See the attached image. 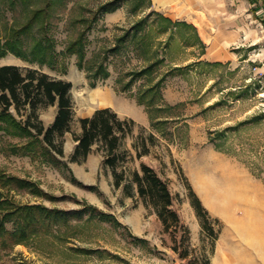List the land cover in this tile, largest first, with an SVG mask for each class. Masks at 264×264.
Masks as SVG:
<instances>
[{"label": "rangeland", "instance_id": "obj_1", "mask_svg": "<svg viewBox=\"0 0 264 264\" xmlns=\"http://www.w3.org/2000/svg\"><path fill=\"white\" fill-rule=\"evenodd\" d=\"M114 1L120 5L115 12L102 13L97 21L93 20L94 12ZM206 1L213 9L210 12L226 7L225 11L238 17L241 37L229 46L230 52H235L238 58L235 62L220 64L199 59L205 46L199 41L198 33L187 27L178 29L166 47L168 33H161L158 22H153L154 17L150 18L152 49L156 51L155 56L165 59L156 69L151 85L163 77V102L177 105L169 111L171 115L161 114L170 124L156 128L145 106L138 104L135 98L145 80H139L126 92L120 91L119 80L125 73L149 64L143 58L151 56V46L143 43L135 48L136 44L130 45L122 53L110 55L107 63L111 75L95 88L90 85L88 72L78 67L76 56L64 61L63 51L85 26H90L87 57L91 58L113 47L136 20L152 11L175 19L173 9L183 8L181 3L173 1L172 5H163L162 0H0V38L4 41L13 27L25 25L34 11L41 9L42 17L44 13L48 15L47 34L55 40L54 50L59 59L58 64L51 67L8 54L0 59V65L34 68L53 78L71 81L75 110L72 130L63 138L65 155L62 160L68 167L58 168L28 156L15 155L10 144L17 139H0V172L29 179L57 198L50 200L27 190H12L8 197L19 205L41 204L67 211L82 208L78 201L85 200L112 213L127 226L116 228L107 222L77 224L78 221L72 219L60 229H41L38 235L21 244L13 245L9 239L7 245H2L0 241V264H190L196 260L202 264L203 255L209 256L210 264H264V117L257 118L264 111V72H258L259 62H254L264 53V14L257 0ZM36 22L34 36H29L27 46L38 37L41 23ZM226 28L232 30L230 26ZM187 65L184 70L171 71L173 67ZM95 89L110 93L114 101L112 108L122 118L136 122L135 136L127 138L124 145L134 155L137 152L132 144L137 142V137L154 133L155 142L150 145L149 153L135 157L126 166L135 169L145 163L168 183L172 207L190 231L189 258H181L172 249V232L165 230L151 207L138 196L127 195L123 187L114 186L112 170L103 165V159L97 173L91 172L88 158L71 161L76 148L72 137L80 133V118L92 108L101 106L89 99ZM56 107L40 109L39 117L46 126L50 125ZM12 111L17 115L15 110ZM83 166H87L86 171ZM69 169L77 180H72ZM89 186L97 189L92 190ZM191 189L209 215L219 220L215 225L217 237L203 230L201 218L192 203ZM141 204L146 209L143 213ZM155 215L158 217L156 223ZM245 221L257 227L255 233L245 234L241 228ZM143 229L146 234L140 235ZM182 233L178 235L179 240ZM83 249H93V252L85 253Z\"/></svg>", "mask_w": 264, "mask_h": 264}, {"label": "trees", "instance_id": "obj_2", "mask_svg": "<svg viewBox=\"0 0 264 264\" xmlns=\"http://www.w3.org/2000/svg\"><path fill=\"white\" fill-rule=\"evenodd\" d=\"M118 1L106 3L101 9L94 12L93 20L97 21L102 13L115 12L119 8ZM43 11L35 10L29 21L20 28L13 27L8 37L3 41L0 38V59L8 54H13L24 60L49 65L55 67L59 59L55 49V40L47 34L49 21L48 15L42 17ZM153 22H158L161 33H168L165 46L170 45L175 33L182 27L193 29L185 21H174L156 11L150 12L147 16L136 20L113 47L106 48L105 51L96 53L91 58L87 57L88 37L87 32L90 26H85L79 35L63 51V60L76 56L80 69L88 72L90 85L92 88L98 86L100 82H105L111 75L108 69V58L115 53H122L123 49L130 45L138 48L145 43L151 46V56L144 57L149 62L139 70L125 73L121 77L120 91H130L133 86L144 79L145 82L139 87L135 98L138 104L144 105L152 120L153 127L170 124L169 119H165L163 112L169 114L177 105L171 106L163 102L161 94V84L164 80L161 77L155 80L156 69L165 61L164 58L155 56L156 51L152 49V26ZM85 17H83L82 20ZM40 21L41 25L37 31L38 37H34V42L27 46L29 36H34V27ZM86 21V20H85ZM37 26V24H36ZM199 41L201 42L200 38ZM204 46V44L201 42ZM148 50V48H147ZM149 52V51H148ZM65 61V60H64ZM218 64V63H216ZM220 64V63H219ZM189 65L173 67L171 71L184 70ZM127 78V79H126ZM73 84L71 81L56 79L49 74L38 69L22 67L14 64L0 66V139H17L10 144L13 154L28 156L32 159L40 160L44 164L54 167H68L62 160L64 157V136L72 130V123L75 119L74 101L71 95ZM57 106V112L52 124L46 126L39 117V111L49 106ZM15 110L17 115L13 113ZM264 117V111L258 119ZM164 118V119H162ZM81 131L75 134V141L78 142L71 161L80 162L87 159L93 149L103 153V165L112 170L114 186L123 187L124 192L129 196H138L147 207H151L158 215L165 226L167 232H172L174 245L172 249L183 259L190 256V231L182 223L178 212L173 209V197L168 183L162 179L151 166L142 163L140 168L128 169L126 164L135 157L141 158L150 151V145L155 142L154 133L147 136L140 135L137 142L132 144L137 154L134 155L131 149L124 147L125 141L129 137H134L136 122L131 118H122L111 107L99 108L89 117L80 118ZM72 180H77L69 169ZM96 190V186H89ZM12 190H27L32 194L56 200L38 185L25 178L10 176L0 172V241L2 245H7L10 239L11 244H21L30 238L38 235L41 229L47 231L60 229L67 225L72 219L77 220V224L89 222H107L112 226L124 227L112 213L100 210L98 207L83 201L80 202V209L67 211L59 208H50L41 204L19 205L13 198L8 197ZM192 203L195 206L198 216L201 218L203 230L211 236H218L215 225L219 224L218 219H213L200 198L191 189ZM11 224V227L9 225ZM71 224V223H70ZM69 224V225H70ZM75 224V226L77 225ZM182 233L179 240L178 235ZM10 242V241H9ZM183 248V249H182ZM85 253H92L93 249H83ZM97 252V251H95ZM104 253V251H100ZM208 255H203L202 264H210ZM190 264H200L197 260Z\"/></svg>", "mask_w": 264, "mask_h": 264}, {"label": "crops", "instance_id": "obj_3", "mask_svg": "<svg viewBox=\"0 0 264 264\" xmlns=\"http://www.w3.org/2000/svg\"><path fill=\"white\" fill-rule=\"evenodd\" d=\"M182 4L183 8H178L177 11L173 9V17H170L172 20L176 21H185L189 25H192L196 28L198 36L201 42L205 46V52L201 55L199 59L205 60L207 62H215V63H228L235 62V59L238 58L235 52H230L229 46L234 44L235 41H238L241 37L240 25L238 17H235L233 12L226 10V7H222L221 10H216L215 13L210 12L212 7L206 0H162L163 5L170 3ZM259 7L263 10L264 14V0H257ZM206 4V5H205ZM166 7V6H164ZM217 8V7H216ZM212 14V15H211ZM171 15V16H172ZM226 26L232 27V30H226ZM213 29V30H211ZM249 41L246 40V43ZM254 62H259L257 65L258 72H264V53L259 55ZM247 60V59H245ZM1 66V65H0ZM103 92V91H102ZM109 99V103L101 106H97L92 108L88 114H85L82 117L91 116L95 110L99 108L105 107H113L114 101L110 93H105ZM97 102V101H96ZM99 103V102H98ZM100 104V103H99ZM57 109V107H56ZM116 111V110H115ZM57 112V111H56ZM118 113V111H116ZM119 114V113H118ZM56 113L53 119L49 122L52 124L55 119ZM121 117V115L119 114ZM81 131V128H80ZM73 142L77 145V142L72 137ZM94 151L88 156V166L91 169V172H96L98 170L99 162L104 158L102 152H98L96 148ZM79 166V164H78ZM86 171L87 166H83ZM112 182V181H111ZM141 213L145 212V206L141 204ZM157 215H155V223L157 222ZM154 219V217H153ZM140 230V229H139ZM140 235L146 234L144 231H140Z\"/></svg>", "mask_w": 264, "mask_h": 264}, {"label": "bare ground", "instance_id": "obj_4", "mask_svg": "<svg viewBox=\"0 0 264 264\" xmlns=\"http://www.w3.org/2000/svg\"><path fill=\"white\" fill-rule=\"evenodd\" d=\"M90 100L94 101V102H99L100 104L104 105V104H107L109 103V99L108 97L106 96V94H104L102 92V90L100 89H95L91 94H90ZM226 174V173H225ZM225 177V175H224ZM223 177V178H224ZM245 194H247V191H245ZM241 195V194H240ZM237 201V200H236ZM243 203H246V202H243ZM241 228L244 230L245 234L247 235H251L253 233H255L257 230L255 227V225H253L252 223H250L249 221H245L243 222V224H241Z\"/></svg>", "mask_w": 264, "mask_h": 264}]
</instances>
